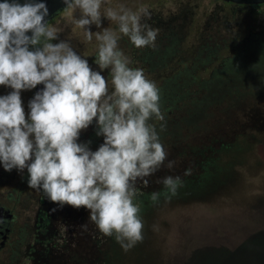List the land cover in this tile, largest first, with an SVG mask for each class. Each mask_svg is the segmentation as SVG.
<instances>
[{
  "label": "clouds",
  "instance_id": "obj_1",
  "mask_svg": "<svg viewBox=\"0 0 264 264\" xmlns=\"http://www.w3.org/2000/svg\"><path fill=\"white\" fill-rule=\"evenodd\" d=\"M104 2L63 0L66 9L79 11L73 22L85 40L98 42L96 68L49 25L44 0L0 2V85L11 89L0 95V165L8 172L26 169L29 188L51 202L89 210L98 232L128 252L144 240L140 198L148 177L178 161L168 159L161 140L166 122L158 85L132 67L119 47L124 36L136 48L155 49L159 29L147 22V7L120 5L102 14ZM105 18L115 30L102 28ZM93 26L102 30L93 32ZM37 85L43 87L28 101L26 114L21 92ZM93 123L95 135L103 137L96 150L90 140L80 142ZM191 174L189 167L158 178L162 187L148 200L153 206L170 203Z\"/></svg>",
  "mask_w": 264,
  "mask_h": 264
},
{
  "label": "rangeland",
  "instance_id": "obj_2",
  "mask_svg": "<svg viewBox=\"0 0 264 264\" xmlns=\"http://www.w3.org/2000/svg\"><path fill=\"white\" fill-rule=\"evenodd\" d=\"M137 1L142 2L137 10L147 7L154 24L163 19L170 29L169 39L179 36L181 42V53H169L165 67L153 65L151 73L145 75L156 84L168 82L170 75L194 76L206 85L211 98L236 99L240 106L238 109L224 103L216 106L219 100H215L211 109H196L192 118L187 119L194 120L191 130L197 133L185 136L187 144L178 145L176 151L181 154L183 147L192 151L187 155L193 162L192 174L184 177L185 186L170 203L161 200L155 206L147 194L152 192L151 186L159 173L148 177L149 186L143 189L145 195L140 198L145 221L142 243L125 252L113 238L98 232L89 219V210L56 207L41 214L43 220L39 218V230L33 235L25 230V241L29 237L28 247L34 251L27 253V264H61L59 256L65 255L71 258L66 262L70 261L69 264H179L200 245L228 246L252 230L264 231V103L247 108L244 102L255 96L264 99V71L256 70L247 76L246 53L235 58V50L231 49L235 41L257 33L264 35V4L245 6L223 0ZM107 2L111 1L105 0L101 8ZM78 17V10L73 13L65 9L48 23L62 30L61 39L72 29L76 30L78 39H84V30L73 22ZM111 24L102 28L116 27L114 22ZM153 27L159 29L157 24ZM92 30L98 29L93 26ZM87 43L86 51L92 56L95 50L90 47L91 42ZM172 46L168 44L169 50ZM159 48L158 42L154 50ZM220 55L224 60L218 62ZM223 77L228 84L238 86L233 89L228 86L229 91L224 94ZM248 85L252 88L249 91ZM177 135H180L178 131ZM89 140L92 150L103 142V137L95 135V123L89 126ZM181 155L179 160L184 165L185 158ZM178 164L177 174L181 170ZM26 216L32 223L36 214ZM163 221L177 222L168 227ZM48 226L57 232H52L55 238L51 236V244ZM175 250L182 253L176 254ZM81 254L85 260L80 259Z\"/></svg>",
  "mask_w": 264,
  "mask_h": 264
},
{
  "label": "trees",
  "instance_id": "obj_3",
  "mask_svg": "<svg viewBox=\"0 0 264 264\" xmlns=\"http://www.w3.org/2000/svg\"><path fill=\"white\" fill-rule=\"evenodd\" d=\"M259 5L262 4L247 6ZM247 47H249V49ZM252 48H258V50L255 51L252 50ZM231 49L235 50V58H240L241 53H246L245 60L247 61V70L245 71V74L247 76L250 75V73H254L256 70L264 71V35L257 33L251 35L247 39L235 41L231 46ZM222 59L223 56L220 55L217 60L218 62H221ZM223 66H225V64H223ZM223 78L224 80L222 82L224 84H222L223 87L221 88L224 89L225 87L226 90L224 94L229 91L228 86L230 89L238 86L235 84H228L227 78ZM203 84L204 83L202 82H198V79L194 76L187 77L184 75L181 76V74H176L174 76L170 75L168 82H161L157 84L161 94V111L165 116L166 122L165 129L161 132V140L168 151V159L176 160L181 164L179 174H177L178 163L172 170L162 167L158 171L159 178L166 175H175V173L176 175H182L185 165L187 168L192 167L193 162L187 158L188 152L190 154L192 153L189 147H183L181 150V154H183L185 158L184 165L181 163L182 161L179 160L182 155L179 151H176V148L180 144H187V138H185V136L187 137L189 133H197V130H191L192 126H194V120H190V122L187 120L188 118H192L193 112L196 109H211L215 100L216 102L219 100L216 103V106L221 103L226 104L228 107L231 106L234 109H238V106H240L239 100L237 102L236 99L232 101L230 99H221V97L217 99L211 98L210 94H208V88ZM251 89L252 88L249 85L246 87V90L248 91ZM202 90L207 92H201ZM244 102H246L247 108H251L264 103V99L261 100L258 96H255L253 98L249 97ZM199 114H201V112ZM156 123L158 127L159 122ZM177 131L180 135H177ZM153 184L155 186H151L152 191L159 190L162 187L161 184L156 182ZM163 222L166 223L168 227H172V225H175L174 222L177 221ZM175 252L176 254L182 253L180 250H175ZM192 252L183 258L184 260H181L179 264H264V231L259 229L252 230L250 233L242 236L239 241L228 244V246L220 244H212L210 246L200 245V247L196 248L193 253Z\"/></svg>",
  "mask_w": 264,
  "mask_h": 264
},
{
  "label": "flooded vegetation",
  "instance_id": "obj_4",
  "mask_svg": "<svg viewBox=\"0 0 264 264\" xmlns=\"http://www.w3.org/2000/svg\"><path fill=\"white\" fill-rule=\"evenodd\" d=\"M110 1L111 2H107L106 5H110V7L114 9H118L120 5H124L125 7L135 11L137 10V7L139 5H142V2L139 1L138 3L137 0H110ZM106 5L104 8H101L102 14L107 9ZM238 5H243V4H238ZM65 9L66 7L58 11L52 17V19L55 18L57 15H59L61 12H63ZM163 21L164 20L162 19L159 20V23L154 24L152 20V15H151V19L147 21L152 27L154 25L156 26V24L159 26V33L156 39V44L159 42L160 48L157 50H154L151 47L136 48L129 41V39L124 36H121L119 40V47L132 60L131 66L144 68L145 69L144 72L146 75L147 74L149 75L151 73L153 65H159L160 67H165L166 64H168L169 53L171 52L172 53L177 52V54L181 53L180 50L181 42L179 36H171V39H169L170 29L168 28V23ZM111 22L112 21H109L108 19L105 18L102 26L106 24L108 26L109 24H111ZM112 29L115 30L116 27L115 28L112 27ZM101 30L102 29H98L96 31H101ZM64 40L70 41L75 49L77 47L80 48L77 49L78 51L77 50L76 51L79 52L82 56H86L92 67L96 68V65L94 64V60L96 57L98 42L95 40V37H93L90 46L92 47V49L95 50V53L92 56H89L88 52L86 51V49L88 48L87 40H85V38L78 39L76 30L72 29L69 31L68 34L66 35L64 34ZM169 43H171V45L174 46L173 49L169 50L168 48ZM103 74L107 76V71H105ZM234 81H238V80L235 79ZM9 91H11L10 88L0 85V95H5ZM35 92H36V88L21 92V98L24 104L26 114L28 112V107H27L28 101L33 97ZM88 132H89V128L81 132L80 142L88 141ZM27 180H28V174L26 169L22 173L18 172L16 169H13L12 171L8 172L3 169L2 165H0V264H27V260L29 259V257L27 258V253L30 254V251L32 252L34 251L28 247L27 241L29 237H27L25 241V237H24L25 230L27 229V233L29 235H33L35 231L39 230L40 227L39 218L43 220L41 214L43 215V213L54 211L56 207L67 209L69 211H71L74 208L67 204L60 206L58 204L51 202L47 197L44 196L42 192L29 188L27 184ZM84 209H85L84 207H80L79 209L74 211H83ZM27 213L36 214L35 220H33L32 223H29V220L27 219L26 216ZM61 227L63 228L62 225ZM52 232H54V234L57 233L56 231L53 230L51 226H48L47 234L50 244H51V236L53 235ZM52 238L54 239L55 236L54 237L52 236ZM81 258L85 260L84 254L80 255V259ZM32 259H33V255H32ZM69 259L71 260V258L68 257L67 255L62 257L59 256V260H61V264H69L70 261L66 263Z\"/></svg>",
  "mask_w": 264,
  "mask_h": 264
},
{
  "label": "water",
  "instance_id": "obj_5",
  "mask_svg": "<svg viewBox=\"0 0 264 264\" xmlns=\"http://www.w3.org/2000/svg\"><path fill=\"white\" fill-rule=\"evenodd\" d=\"M226 2H232L235 4H243V5H256V4H262L264 3V0H223ZM0 2H3V0H0ZM19 3H24L25 0H18ZM46 3L48 9H49V15L45 18L47 21L51 19L58 11L63 9L65 6L63 4V0H44ZM43 87V85H37L36 91L40 90Z\"/></svg>",
  "mask_w": 264,
  "mask_h": 264
}]
</instances>
